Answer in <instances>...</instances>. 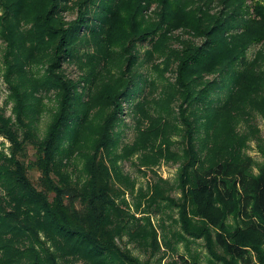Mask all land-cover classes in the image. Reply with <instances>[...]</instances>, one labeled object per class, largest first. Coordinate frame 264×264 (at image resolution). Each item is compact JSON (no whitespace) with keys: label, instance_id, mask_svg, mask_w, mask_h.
<instances>
[{"label":"trees","instance_id":"1","mask_svg":"<svg viewBox=\"0 0 264 264\" xmlns=\"http://www.w3.org/2000/svg\"><path fill=\"white\" fill-rule=\"evenodd\" d=\"M67 1L0 0V38L6 42L1 62L14 102V114L0 108V134L10 141L8 152L0 150V264H140L119 244L122 226L113 214L120 194L114 178L134 188L121 172L118 158L110 153L115 139L111 120L123 111L120 85L116 82L104 91L112 112H95L89 100L77 95V79L54 74L52 67L60 70L61 57L73 55L75 30L82 25L93 27L90 36L95 41L101 43L106 37L107 49L121 41L127 55L125 69L133 63L137 39L161 31L162 45L169 30L182 27L206 36L199 45L189 42L172 51L184 99L196 103L207 97L206 88L196 91L207 74L234 72L238 91L227 99L221 118L233 113L243 117L247 105L264 110V76L259 91L255 90L258 97L244 101L239 95L253 76L245 75L250 66L237 68L249 41L264 36V20L246 21L245 30L233 35L230 28L242 20L240 8L245 0H158L155 20L145 17L152 0H111L101 3L99 11L90 9L97 0H76L78 18L67 21L62 15ZM231 8L234 11L227 13ZM257 10H263L260 3ZM89 17L95 23L87 22ZM25 23L30 24L28 28ZM42 45H48L49 51L38 54ZM46 60L51 61L46 74L60 90L59 110L43 135L39 122L44 98L32 61ZM204 85L208 86L207 81ZM182 119L187 151L179 184L188 202L183 212L192 208L204 224V233L228 257V264H264V162L256 173L251 156H227L222 150L206 162L194 146L191 120L183 114ZM86 135L93 137L89 150H85ZM29 146L35 149L34 159L27 161ZM126 151L130 153L128 147ZM150 161L156 159L143 163ZM32 167L40 172L38 184L30 176ZM156 192L162 194L161 189ZM229 218L233 224L227 223ZM182 223L189 233L196 229L185 214ZM175 264L199 262L181 255Z\"/></svg>","mask_w":264,"mask_h":264},{"label":"rangeland","instance_id":"2","mask_svg":"<svg viewBox=\"0 0 264 264\" xmlns=\"http://www.w3.org/2000/svg\"><path fill=\"white\" fill-rule=\"evenodd\" d=\"M108 1L111 0H97L90 9L99 11L100 4ZM157 2L152 0L147 4V20L159 18ZM259 3L264 10V1L243 2L240 8L243 12L242 20L230 28L233 35L245 30L246 21L264 20V11L257 10ZM67 4L62 15L67 21H74L79 15L76 0H68ZM234 5L237 7V4ZM231 11H234L233 8L227 13ZM86 21L95 23L92 17ZM29 25L25 23L26 28ZM93 30V27L87 25L75 30V43L70 47V54L73 55L61 57V69L52 67V72L77 79V95L80 94L82 100H89L95 112H112V105L106 101L104 91L108 87L114 88L116 82L120 85L122 93L119 99L123 111L111 120L110 127L115 139L110 153L113 152L118 158L121 172L133 181L134 188L114 178V185L119 188L117 193H120L116 197L113 213L118 218L117 223L122 226L121 233L117 235L119 244L128 249L140 264H175L181 255L195 259L199 264H228V257L204 233V224L193 214L192 208L188 207L183 212L182 206L188 202L179 184L181 164L187 151L182 114L183 118L191 120L195 134L194 146L206 162L212 160L218 150L232 157L251 156L253 171L257 173L264 162V154L261 152L264 150V110L253 106L255 104L247 105V116L240 117L233 113L221 118V111L227 107V99L236 91L234 72L207 74L204 83L196 88V91L206 88L207 97L203 103V100L190 103L184 99L177 84L178 62L172 51L185 48L184 45L189 42L199 45L206 40L205 35L199 37L180 27L169 30V38L162 45L159 44L161 31L145 39H137L134 42L133 63L125 69L127 55L121 49V41L107 49L106 37L101 43L95 41L90 36ZM83 36L90 38V41L83 42ZM5 48L6 42L0 38V108L11 115L14 114V102L10 100V87L4 77L5 68L1 62ZM48 51V45H42L37 50L38 54ZM50 60L45 63L32 61L44 98L43 114L39 122L40 133L43 135L48 132L59 110L60 89L52 77L46 74V71L50 74ZM246 66L250 67L246 69ZM244 67L245 75H252L253 80L250 85L245 82L239 98L250 101L252 97H258L257 86L264 76V36L254 38L247 44L242 58L237 62L238 70ZM206 81L208 86L204 85ZM87 136L85 150H89V142L93 141V137ZM9 146L8 138L0 134V150L8 152ZM127 147L130 153L126 151ZM34 150L29 146L27 161L34 159ZM153 159L156 161L143 163ZM30 176L38 184L40 172L36 168H30ZM158 189H161L162 194L156 192ZM184 214L190 219L191 227L196 228L193 233L187 232L182 223ZM227 223L233 224V219L229 218Z\"/></svg>","mask_w":264,"mask_h":264}]
</instances>
